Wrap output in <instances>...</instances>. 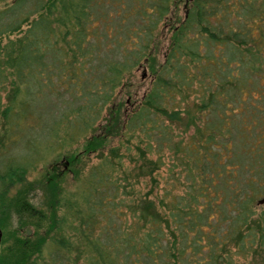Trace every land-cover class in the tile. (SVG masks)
I'll return each mask as SVG.
<instances>
[{
    "label": "trees",
    "instance_id": "trees-1",
    "mask_svg": "<svg viewBox=\"0 0 264 264\" xmlns=\"http://www.w3.org/2000/svg\"><path fill=\"white\" fill-rule=\"evenodd\" d=\"M140 63L139 101L109 106ZM112 136L132 140L129 167ZM164 150L167 180L149 196ZM10 212L34 237L12 233L0 264H32L47 238L82 264L264 261V0H0V226Z\"/></svg>",
    "mask_w": 264,
    "mask_h": 264
},
{
    "label": "rangeland",
    "instance_id": "rangeland-1",
    "mask_svg": "<svg viewBox=\"0 0 264 264\" xmlns=\"http://www.w3.org/2000/svg\"><path fill=\"white\" fill-rule=\"evenodd\" d=\"M177 15L181 14V6L182 2H177ZM166 35L167 32L165 28L162 26L158 27L155 38L153 40L152 50L153 56L156 59V62L161 60L162 53L166 44ZM151 77V72L146 65V63H140L136 68H134L129 74L125 75L122 81V84L118 86L115 90L114 96L111 102L108 103L109 106L115 104L119 105L120 110L127 111L132 108L140 99L141 94L147 87L149 80ZM108 108L105 107L103 111V115L106 116V112ZM103 118L99 120L98 125L103 122ZM79 141L75 145L72 146L75 151H78L80 148ZM132 140H126L124 136H112L107 139L106 145H117L119 146V152H123V165L129 167L131 165L130 158L133 154V148L131 147ZM129 148V150H126ZM129 156V157H128ZM152 156V155H149ZM85 167L94 162L96 160V156L94 152L88 153L86 156L82 158ZM163 164L160 165L159 168L155 170L154 176L156 179V185L152 188L149 196L159 195L161 192V188L165 185L167 180V165L170 160L169 155H167V151L164 150V156L162 157ZM82 163V164H83ZM56 169L64 171V177L62 181L63 189H68L72 185V174L70 168L72 165H68L67 159L62 156L58 157L56 160ZM84 167V169H85ZM44 169V165L38 164L35 165L34 168L29 169L25 178L27 180H36L40 177L42 171ZM135 188L139 192H143L145 189L149 187V182L147 176L139 178V181L134 185ZM15 190L14 186L9 189L8 195L13 193ZM29 195L32 194L29 198L30 202L40 208H44L43 205H40L38 202L39 190L35 187L29 190ZM6 225L0 226V255H7L9 249L11 248L12 242V233H17L19 237H34V226L29 223H25L23 226L17 227L15 215L13 212H10V217L6 219ZM42 222L41 225L37 227V232L42 234L45 230V224ZM16 234V235H17ZM53 234V229L48 232V236ZM15 235V234H14ZM54 235V234H53ZM47 238V237H46ZM48 238L45 243L42 245V249L38 253H33L30 257H32V264H82V257L80 256L78 250L75 247H69L67 250H56L54 248L51 249V246L48 245ZM232 264H264L260 253H252L247 254L245 256L232 254Z\"/></svg>",
    "mask_w": 264,
    "mask_h": 264
},
{
    "label": "water",
    "instance_id": "water-1",
    "mask_svg": "<svg viewBox=\"0 0 264 264\" xmlns=\"http://www.w3.org/2000/svg\"><path fill=\"white\" fill-rule=\"evenodd\" d=\"M263 199H261L260 201H262Z\"/></svg>",
    "mask_w": 264,
    "mask_h": 264
}]
</instances>
